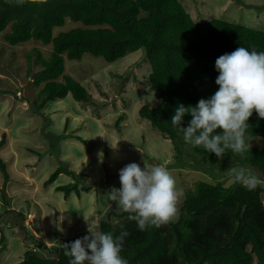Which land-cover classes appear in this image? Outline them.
<instances>
[{
    "label": "trees",
    "instance_id": "16d2710c",
    "mask_svg": "<svg viewBox=\"0 0 264 264\" xmlns=\"http://www.w3.org/2000/svg\"><path fill=\"white\" fill-rule=\"evenodd\" d=\"M66 18L82 26L53 35V29L62 27ZM0 33L10 46L29 42L51 46L47 58L36 48L31 50L30 54L35 55L32 66L27 55V74L32 75L34 86L42 84L34 101L35 114L47 102L67 95L76 102L89 100L87 90L63 74L66 61H80L88 54L112 63L128 53L144 51L150 67L148 86L158 103L153 107L142 105L139 117L171 142L175 168L188 167L212 181H196L192 189L185 191L177 218L159 228L140 231L121 209L106 213L97 230L114 236L122 230L130 233L121 252L129 264H264V186L252 191L239 183L222 187L230 166L251 168L264 180V146L251 147L244 156L227 150L220 159L200 146L186 143L183 133L171 124L179 104L195 106L218 90L215 61L219 56L238 47L264 52V30L217 18L193 21L179 0H24L23 4L0 0ZM34 65L37 70L32 68ZM117 120L116 124L121 117ZM190 120V114H186L181 126L187 127ZM247 123L249 139L264 137V119L255 111ZM46 134L48 152L57 154L60 139L66 135L54 131ZM4 143L2 133L0 148ZM188 157L192 163L186 162ZM6 167L0 158L3 184L8 179ZM62 174L73 179L56 188L64 198L90 190L81 175L62 161L45 185ZM4 240L0 231V249ZM70 242L59 241L46 256L35 248L27 249L18 264H69L70 257L64 255L62 244Z\"/></svg>",
    "mask_w": 264,
    "mask_h": 264
},
{
    "label": "rangeland",
    "instance_id": "374dc122",
    "mask_svg": "<svg viewBox=\"0 0 264 264\" xmlns=\"http://www.w3.org/2000/svg\"><path fill=\"white\" fill-rule=\"evenodd\" d=\"M179 2L193 21L217 18L264 30V0ZM78 25L81 24L66 18L62 27L53 29V35ZM34 48L44 58L51 51L50 45L39 43L10 46L0 33V139L5 134L0 158L8 173L4 184L0 174V231L5 237L0 264H18L23 252L32 248L46 256L59 241L73 242L88 235L89 227L96 231L106 213L120 210L107 192L121 187L119 170L129 163L135 162L142 169L153 163L166 167L182 193L179 205L185 191L192 189L196 181H212L188 167L175 168L171 142L139 117L142 105L153 107L158 103L148 86L150 67L143 50L112 63L88 54L80 61H66L63 74L80 83L89 100L76 102L67 95L47 102L35 114L34 101L42 84L34 86L32 75L27 74V55L32 66L35 55L30 52ZM32 68L37 70L35 65ZM48 131L66 135L60 139L57 154L48 152ZM250 144L260 148L264 137H252ZM59 161L80 174L90 190L64 198L56 188L73 182L64 174L45 185Z\"/></svg>",
    "mask_w": 264,
    "mask_h": 264
},
{
    "label": "clouds",
    "instance_id": "9594fccd",
    "mask_svg": "<svg viewBox=\"0 0 264 264\" xmlns=\"http://www.w3.org/2000/svg\"><path fill=\"white\" fill-rule=\"evenodd\" d=\"M17 3L23 4L24 0ZM215 69L219 73L215 80L218 90L195 106L179 104L171 124L183 133L186 143L200 146L220 159L227 150L244 156L251 149L249 118L255 111L264 119V52L238 47L219 56ZM186 114H190L191 120L183 127ZM226 175L228 182L239 183L249 191L264 186V180L245 166H230ZM119 180L121 187H112L108 198L129 214L128 219L135 221L140 231L152 226L159 228L177 218L182 193L166 167L153 163L142 169L135 162L129 163L119 170ZM88 233L62 244L64 255L70 257L69 264H129L121 256L128 231L114 236L89 227Z\"/></svg>",
    "mask_w": 264,
    "mask_h": 264
},
{
    "label": "water",
    "instance_id": "95a60500",
    "mask_svg": "<svg viewBox=\"0 0 264 264\" xmlns=\"http://www.w3.org/2000/svg\"><path fill=\"white\" fill-rule=\"evenodd\" d=\"M234 182H228V179L223 183L222 187L227 189L229 188Z\"/></svg>",
    "mask_w": 264,
    "mask_h": 264
},
{
    "label": "crops",
    "instance_id": "0c3cea01",
    "mask_svg": "<svg viewBox=\"0 0 264 264\" xmlns=\"http://www.w3.org/2000/svg\"><path fill=\"white\" fill-rule=\"evenodd\" d=\"M264 200V197H262V200H261V202ZM262 206H263V204H262ZM263 209H264V206H263Z\"/></svg>",
    "mask_w": 264,
    "mask_h": 264
}]
</instances>
